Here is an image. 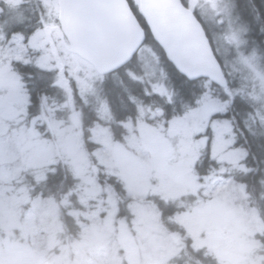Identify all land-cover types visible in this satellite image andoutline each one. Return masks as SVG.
<instances>
[{
	"label": "snow or ice",
	"instance_id": "6c2138e0",
	"mask_svg": "<svg viewBox=\"0 0 264 264\" xmlns=\"http://www.w3.org/2000/svg\"><path fill=\"white\" fill-rule=\"evenodd\" d=\"M22 3L0 0V15L14 13L6 21L7 30L0 25V264H65L73 250L74 264H127L115 253L109 259L106 251L79 252L83 240L101 231L113 213L124 215L121 188L128 193L133 219H138V209L151 210L150 234L139 230L141 240L148 242L136 264H176L189 250L204 258L196 264L264 261V215L243 206L250 199L248 185L237 179L251 171L248 138L257 137V128L264 136V67L255 49L242 48L246 33L255 32L264 42V5L253 17H241L242 26L233 27L229 0H164L163 15L150 10L149 0H41L36 24L25 31L11 26L23 22ZM209 11L216 24L227 21L223 34L217 36L209 28ZM224 45L234 49L233 60L222 51ZM53 91L60 94L59 102L49 95ZM238 109L245 112L242 122L237 120ZM114 125L124 134L118 137ZM145 125L165 138L177 129L180 133L179 146L173 144L175 154L150 166L159 183L150 179L141 193L123 173V179L113 175L116 183L107 189L111 210L100 211L91 224L80 221L79 210L69 211L82 240L60 244L58 253L50 255L52 242L59 241L52 233L48 248L41 245L39 233L47 229L35 223L38 210L59 208L73 197L80 208L90 202L72 157L61 150L64 138L78 141L95 161L109 139L122 144L129 131ZM177 161L189 190L169 186ZM12 163L16 166L9 169ZM61 165L76 184L57 201L37 188ZM28 175L32 180L25 183L21 177ZM100 177L98 170L96 182L104 189ZM211 208L252 224L243 232L245 255H226L211 226L194 230L181 223ZM17 231L22 241L9 238Z\"/></svg>",
	"mask_w": 264,
	"mask_h": 264
},
{
	"label": "rangeland",
	"instance_id": "374dc122",
	"mask_svg": "<svg viewBox=\"0 0 264 264\" xmlns=\"http://www.w3.org/2000/svg\"><path fill=\"white\" fill-rule=\"evenodd\" d=\"M229 3L232 6L233 27L242 26L240 12L238 11L236 3L234 0H229ZM26 10L28 9L23 8L21 11L24 19L30 15ZM12 15L6 11L0 17V25H3L5 30L9 26L6 21H10ZM206 20L209 28L215 32L217 36L223 34L227 30V21H225L223 25L216 24L211 18L210 11L207 14ZM247 38L246 33L244 39L247 43L242 46V48L246 52H251L254 46L248 43L249 40ZM221 43L223 44V42ZM222 51L230 61L234 59V49H227V46L224 45ZM255 51L259 58L258 62L260 66H262V56L256 49ZM143 55L146 59H151V55L148 51H145ZM237 67L240 68L239 65H237ZM241 70L242 72L245 71L243 69ZM91 107L92 104L90 101L89 106L85 109L86 114L90 113ZM156 127H162V125H157ZM99 139L103 140L105 137L101 136ZM179 140V129L165 138L157 132L153 126H136L132 131L128 132V139L125 141V144L117 143L109 139L108 143L99 149V154L96 156V165L93 168L88 162L85 151L80 147L79 142L71 137H65L61 150L72 157L81 175L84 186L90 192V202L87 207L80 208L76 198L73 197L67 204L61 203L59 208H42L38 210L35 216V223L47 229L39 233L38 238L41 245L48 248L50 235L55 233V240L59 241V244L52 242L53 247L50 249V255H54L58 253L60 244L69 245L74 241L79 242L82 240L79 232L74 234L75 230L73 229L76 228V224L74 222V217L67 214L69 211L73 209L79 210L82 213L79 217L80 221L84 224H91L98 219L100 211L111 210V205H109L107 198V189L110 188V186L105 184L104 189H101L100 185L96 182L95 172L99 170L102 174L108 176L115 175L117 179H123V176H126L128 180L135 185L136 191L142 193L148 189L150 179L159 183L158 175L155 172H150V166L158 165L161 161L170 159L175 154L173 151V144L175 143L179 146ZM184 148L187 150V145H185ZM101 164L104 165L103 169L99 167ZM177 165L178 166L171 169L169 173V186L177 191L189 190L186 187L185 170L182 166H179L178 161ZM15 166L14 163L7 165L9 169ZM121 173H123V176L120 175ZM21 179L24 180L25 183H28L31 182L32 176L28 175L21 177ZM12 186L14 187L15 185ZM4 187L8 186L5 185ZM102 192L104 193L103 197H101ZM126 197L128 198V193H126ZM60 201H62V199H60ZM242 203L245 208H248L245 201ZM128 210L131 214L129 207ZM93 211L97 212L96 217L91 216ZM138 212V219H133L131 214L129 223L126 220V216L117 217L115 213H113L112 217L101 231L89 234L88 238L83 240L79 248L80 254L93 255L96 252L106 251L109 259H111L115 253L120 256L121 260L126 261L127 264H136L142 245L148 242L147 240H141L139 230L142 229L145 236H147L151 232L153 223L150 208L142 207L138 209ZM84 213H88L89 215H84ZM24 215V213L20 214L21 223L24 220ZM68 216L71 217V219H68L69 221L67 220L66 222ZM106 219L108 218L106 217ZM181 223L185 227H191L194 230L204 226H211L217 233V246L226 255L239 257L246 254L243 232L245 228L252 227V224L246 218L237 220L227 215L222 209L211 208L202 209L195 214H190L184 217ZM9 238L22 241L23 234L17 231L14 237ZM120 249H123L122 254L119 252ZM76 255L77 253L75 250L71 251L65 264H74ZM260 255L264 256V253ZM262 262L263 261H258L257 264H262Z\"/></svg>",
	"mask_w": 264,
	"mask_h": 264
},
{
	"label": "trees",
	"instance_id": "16d2710c",
	"mask_svg": "<svg viewBox=\"0 0 264 264\" xmlns=\"http://www.w3.org/2000/svg\"><path fill=\"white\" fill-rule=\"evenodd\" d=\"M234 2L237 5L238 11L240 12V16L248 18L253 17L254 12L256 10L261 9V6L264 5V0H234ZM40 4V0H24L19 11L21 12L23 8H27L28 10L26 11L30 13V15L27 16V18L24 19L22 23L13 24L11 26L19 27L25 31L30 30L36 24L39 18L40 11L42 10ZM10 14L12 15L14 13ZM247 37V39L249 40L248 43H250L251 46H254V49H256L261 54L263 59L261 67H264V42L261 41L260 37L255 32L247 33ZM242 73L246 74V70ZM49 95L57 102L61 100L60 94L55 91L50 92ZM154 103H158V101H155ZM237 111V120L242 122L245 117V112L239 109ZM113 128L116 131L118 137L124 134L123 129H118L115 127V125L113 126ZM261 131V129L257 128V137H249L246 144V147H248L250 151V156L247 160V167L251 169V171L246 176H240L238 174L237 179L243 181L248 185L250 199L248 201H245L246 206L248 208H257L260 210L261 215H264V199H261V193L264 192V184H261V181L264 180V136L260 135ZM92 147L95 146L93 145ZM85 154L90 165L92 167H95L96 158L94 161L93 158L89 156L87 152H85ZM203 167L206 171L208 167L207 162L203 165ZM48 175L49 180L47 184H41L37 188V191H43L46 196L51 195L55 197L57 201H60V199L63 198L64 194L67 193L76 184V181L73 179L72 174L62 165L57 168L55 174L49 173ZM112 176L113 175L108 176L106 174L101 173L100 180L104 185L107 184L112 187L116 183V180H113ZM118 192L120 209L124 213L123 216H126V220L129 223L131 219V214L129 213L127 206L129 199L126 197V192L123 190V188L119 189ZM68 219H71V217L68 216L66 222ZM73 230H75V234L77 232V227ZM197 260L203 261L204 258L202 257V255L189 250V253L187 255H181L176 262L177 264H196ZM262 264H264V261L262 262Z\"/></svg>",
	"mask_w": 264,
	"mask_h": 264
},
{
	"label": "water",
	"instance_id": "95a60500",
	"mask_svg": "<svg viewBox=\"0 0 264 264\" xmlns=\"http://www.w3.org/2000/svg\"><path fill=\"white\" fill-rule=\"evenodd\" d=\"M149 4L150 10L154 14L163 15L167 11L164 0H149Z\"/></svg>",
	"mask_w": 264,
	"mask_h": 264
}]
</instances>
